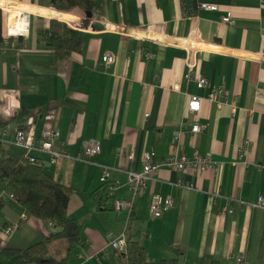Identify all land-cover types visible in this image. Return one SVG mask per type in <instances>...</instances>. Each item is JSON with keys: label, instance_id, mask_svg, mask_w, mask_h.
<instances>
[{"label": "crops", "instance_id": "1", "mask_svg": "<svg viewBox=\"0 0 264 264\" xmlns=\"http://www.w3.org/2000/svg\"><path fill=\"white\" fill-rule=\"evenodd\" d=\"M95 2L100 12L88 16L38 0H0V7L20 5L30 14L27 33L0 47V129L5 131L0 156L22 151L13 142L17 128L32 126L36 136L50 128L59 131L52 144L61 153L56 161L47 153L35 155L72 189L67 213L81 223L86 243L75 247V264H120L119 249L111 255L107 234L124 230L156 264L165 258L197 264L203 256L264 264V0H196L192 15L182 13L180 0ZM201 2L218 7L204 9ZM23 12L13 20L16 27L27 19ZM54 12L88 18L82 23ZM50 19L81 33V44L65 59H57L41 39ZM191 47L195 71L208 79L207 86L187 75ZM105 52L114 53L115 61L104 64ZM217 83L228 93L220 104L207 98ZM192 94L201 100L199 111L190 113ZM194 120L205 128L188 131ZM177 127L184 130L181 152L209 154L219 166L190 171L162 165L131 213L110 202L104 208L92 195L102 183V165L110 167L109 182H119L114 196L129 198L127 170H140L145 152L153 151L156 159L167 156ZM89 138L100 150L87 158L83 144ZM119 148L122 158L115 153ZM130 151L133 157L126 161ZM153 194L170 196L174 205L151 216ZM10 222L18 227L4 233ZM56 230L26 214L0 182V247L21 248Z\"/></svg>", "mask_w": 264, "mask_h": 264}, {"label": "trees", "instance_id": "2", "mask_svg": "<svg viewBox=\"0 0 264 264\" xmlns=\"http://www.w3.org/2000/svg\"><path fill=\"white\" fill-rule=\"evenodd\" d=\"M38 3L65 11L78 9L86 13L100 12V5L95 0H38ZM180 3L184 15L195 14L198 10L196 0H180ZM54 13L62 18L66 16L67 20H79L82 23L88 18L71 12ZM41 39L53 47L57 59H65L81 44V33L64 22L50 19L47 29L41 32ZM0 182L5 195L16 199L26 214L49 221L58 228L46 237L21 248L1 246L0 264H69V252L76 246L86 247L81 223L67 213V203L72 189L60 178L53 177L41 161H27L22 151L0 156ZM92 195L104 208H108V203H112L114 198V194L108 192L107 183H101L92 191ZM55 240H59L63 248V252L58 255L50 250ZM118 257L120 264H156L148 258L146 248L138 240L130 237L126 238L125 248L118 251ZM160 264H178V262L176 258H165ZM197 264L231 263L203 256Z\"/></svg>", "mask_w": 264, "mask_h": 264}, {"label": "built area", "instance_id": "3", "mask_svg": "<svg viewBox=\"0 0 264 264\" xmlns=\"http://www.w3.org/2000/svg\"><path fill=\"white\" fill-rule=\"evenodd\" d=\"M199 7L204 9H217L218 5L214 2H201ZM26 14V21H24L23 27H16L14 21L11 23H6L2 28V46H6L8 43H15L18 36L25 35L29 26V13L23 12ZM17 20V19H16ZM222 20L225 22H232V19L229 16H223ZM102 62L104 64H110L115 61V55L111 52H105L102 57ZM185 64L187 67V75L193 77L196 80L198 86H207L208 79L195 71L196 60L195 53L191 47L185 57ZM227 90L225 89L222 83L211 84L208 99L217 101L220 99L219 103L226 101ZM200 100L201 96L196 94L190 95L187 102V110L190 113L197 112L200 109ZM206 123H200L198 120H194L188 129L190 132H198L205 128ZM184 130L180 127L174 129L172 137V145L170 153L160 159L154 158V152L148 151L145 152L142 156V167L140 170H127V182L130 190L129 198H119L115 197L112 200V207L114 209H122L127 211V214L131 213L133 210L134 202L137 196L142 192L146 187V184L149 179H151L152 174L156 172L159 167L166 165L168 167L177 169V170H190V171H203L206 169L217 168L219 165L214 161L209 154H203L198 151H195L192 155H187L184 152L179 150L178 140L182 135ZM4 129H0V137L4 135ZM59 135V131L55 128H50L40 136L34 134V129L32 126L26 128H17L14 132L13 142L18 145L23 152L24 158L29 162H40L35 153H47L50 156V161H56V158L61 155L60 152L54 151L52 149L53 140ZM248 141H245V147L247 146ZM100 150L99 142L93 138L87 139L83 144V154L85 157L98 152ZM245 151L242 146V152ZM116 155L122 158L124 155L122 149L116 150ZM133 157V152L130 151L125 155V160L128 161ZM109 170L110 167L107 165H102L101 181L102 183H107L109 194H115V189L119 186L118 181L109 182ZM12 197V196H11ZM258 204H261V197H259ZM174 201L170 196H162L159 194H153L148 202V211L151 216L157 217L160 216L163 210L172 207ZM230 210V209H229ZM24 217V214L22 215ZM48 225H52L51 222L47 221ZM18 226L17 222H10L4 227V233H10L15 230ZM109 243L112 247L122 250L126 246V236L125 230L120 235H115L112 232H109ZM236 262L242 264H247L242 257H237Z\"/></svg>", "mask_w": 264, "mask_h": 264}, {"label": "rangeland", "instance_id": "4", "mask_svg": "<svg viewBox=\"0 0 264 264\" xmlns=\"http://www.w3.org/2000/svg\"><path fill=\"white\" fill-rule=\"evenodd\" d=\"M12 5V4H11ZM1 7H3V8H1ZM0 7V9H2L1 11H2V15H1V21H2V25H6V23H11L10 21H13V20H15L16 21V19H17V16H19V15H21V13L23 12V11H25L23 8H24V6H20V5H14V6H10V5H8L7 3H4L2 6ZM26 9V8H25ZM22 11V12H21ZM78 13H80V12H75L74 14H78ZM3 16V17H2ZM29 16H30V14H29ZM51 249H53V250H59V251H61L62 252V250H63V248H62V244H61V242L59 241V240H56L55 242H53V246H51L50 247V250ZM117 249L116 248H112L111 249V255H116L117 253V251H116ZM51 252H52V250H51ZM75 252H76V250H75V248L74 249H72L71 251H70V253H69V257H68V263L69 264H75V262H76V259H75ZM53 253V252H52ZM94 262L93 263H96V264H98L97 263V261H95V260H93ZM92 263V262H91ZM87 264H89L88 262H87Z\"/></svg>", "mask_w": 264, "mask_h": 264}, {"label": "water", "instance_id": "5", "mask_svg": "<svg viewBox=\"0 0 264 264\" xmlns=\"http://www.w3.org/2000/svg\"><path fill=\"white\" fill-rule=\"evenodd\" d=\"M87 15H88V16H91V15H92V13H88V12H87ZM43 164H44V163H43Z\"/></svg>", "mask_w": 264, "mask_h": 264}]
</instances>
